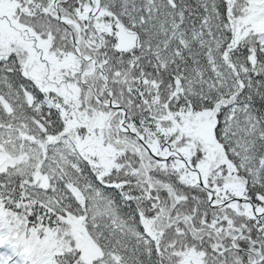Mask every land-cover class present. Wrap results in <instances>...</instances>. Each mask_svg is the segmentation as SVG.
<instances>
[{"label": "snow or ice", "instance_id": "6c2138e0", "mask_svg": "<svg viewBox=\"0 0 264 264\" xmlns=\"http://www.w3.org/2000/svg\"><path fill=\"white\" fill-rule=\"evenodd\" d=\"M0 264H264V0H0Z\"/></svg>", "mask_w": 264, "mask_h": 264}]
</instances>
